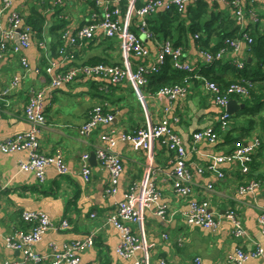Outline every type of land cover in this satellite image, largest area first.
<instances>
[{"label":"crops","instance_id":"crops-1","mask_svg":"<svg viewBox=\"0 0 264 264\" xmlns=\"http://www.w3.org/2000/svg\"><path fill=\"white\" fill-rule=\"evenodd\" d=\"M129 1L119 0L116 5L120 11L119 23L134 32L149 51L144 59L130 55L131 70H135L137 65L153 64L157 58L156 43L165 38L172 40L174 45L182 48L183 59L192 69L185 77L189 83L183 85L186 89L184 98L169 100L159 95L156 84L149 87H135L128 82L113 85L107 78L99 77L83 79L79 76L69 84L51 88L53 72L57 74L80 65L122 63L123 53L117 37L106 38L97 30L92 39L81 44L72 45L62 38L65 31L72 35L83 25L97 22L104 6L112 7L108 0H102L99 8L93 7L89 0H65L57 7L48 0H13L2 13L3 29L8 28V16L17 13L22 23L31 27L34 33L30 35V45L26 49H20L18 53L9 50L0 62V139L30 130L25 109L35 92H43L41 104L46 122L37 133L39 150L45 155L60 151L68 173L61 176L53 166H48L45 181L39 185L32 173L20 171V162L27 159L25 152L0 154V235L26 228L21 219L22 212L41 211L54 223L65 219L69 227L65 231H50L36 243L33 251L40 256H48L52 246L60 249L64 243L82 240L94 233V244L80 253L79 264H133L135 259H146V264H159L161 261L193 264L196 257L202 264H226L225 258L237 249L245 252L261 250L259 257L244 264H264V235L257 226V218L264 209V152H257L248 175L241 173L239 161L216 162L218 157L230 153L225 140L242 142L252 138V135H243L241 131L251 114L246 113L240 97L229 99V109L233 113L230 114L229 129L221 134L224 139L213 145L199 143L188 158V167L193 171V192L189 197L174 192L171 182L173 155L160 144H155L152 155H148L144 151L133 150L127 141H117L111 149L120 157L123 170L114 196L104 193L109 176L95 156L97 148L109 147L101 140L102 134L113 131L132 133L139 128L152 127L160 119L170 123L185 148H190L194 133L206 128L219 129L222 110L203 91L202 79L224 88L238 82L234 79L246 71L255 83L252 84L256 92L253 108L262 102L260 109L255 111L258 114L255 119L264 116V62L255 58L254 50L261 39L264 45V0H197L189 3L173 23L171 36L155 32L159 40L149 29L152 38L139 29L140 18L133 13ZM199 1L209 5L201 19L213 21L208 33L191 31V26L197 24L191 20L198 12L196 3ZM134 2L138 7L142 0ZM237 8L243 12L242 20L235 17ZM165 13L159 8L146 20L157 31L162 27ZM224 17L230 20L231 25L220 32L218 25ZM195 35L201 37L195 39ZM246 37L251 39L250 45H247ZM228 40L240 44L238 51L227 44ZM219 49L223 50L220 60L208 65L202 52ZM19 56L26 58L27 70L21 65ZM52 65L53 71L49 68ZM14 78L18 80L12 87ZM104 100L110 103L113 121L97 127L87 136H81L79 129L87 120L89 111ZM256 129L260 131L259 126ZM85 154L91 167L89 182L84 181L80 170L81 156ZM150 160V169L157 171L155 181L159 200L144 210L140 221L130 227L140 248L135 251L133 259H124L115 252L120 236L107 222V217L114 213L116 204L131 185H140L144 181ZM208 163L212 166L211 171L196 172V166L207 167ZM219 174L223 177L219 178ZM250 179L260 181V187L249 194L237 195L236 186L246 184ZM207 185L212 188L207 189ZM191 198L209 202L210 210L219 219L216 231L188 226L181 220L182 214L189 209ZM163 206L166 212L161 218L157 212ZM227 210L240 215L245 237L232 235L231 223L224 217ZM21 256L20 251L7 248L0 240V264ZM49 258L40 264H49Z\"/></svg>","mask_w":264,"mask_h":264},{"label":"built area","instance_id":"built-area-1","mask_svg":"<svg viewBox=\"0 0 264 264\" xmlns=\"http://www.w3.org/2000/svg\"><path fill=\"white\" fill-rule=\"evenodd\" d=\"M13 0H2L3 7L0 8V62L5 56V53L10 48L13 52L18 53L20 49H26L30 45L31 27L26 25L17 32L18 27L22 24V20L19 14L11 13L8 18V28H2V13L9 7ZM26 1V0H25ZM29 2L33 0H27ZM65 0H50L51 5L54 7L61 6ZM94 4L99 6L102 0H92ZM119 0H108L112 3L113 15L115 17L120 16V11L116 6ZM196 0H142L141 7L133 9V13L138 17L147 18L152 12L161 8L166 12L180 13L185 11L189 3ZM236 5V2H235ZM132 6L131 4L129 5ZM236 18L243 19V12L237 8L235 10ZM139 29L147 34L149 38H152L151 33L144 29V25H140ZM97 30H100L102 34L108 37H117L121 43V51L123 53L122 66H106L103 63L95 65H80L70 69L64 74L56 76L51 75L52 86H61L71 83L77 77L83 79H91L94 77L107 78L111 83L128 82L135 87H145L147 85L143 75H148L149 72H157L159 66H162L166 61V57L172 58V67L179 71L190 72V64L183 59L182 48H174L168 41L164 43L158 42L157 45V58L156 61L148 65H137L136 71H132L129 61V52L134 53V56L139 58H146L149 55L147 47L137 39L131 31L121 26L119 21L112 20V16L109 13L101 14L100 18L95 23H89L83 25L75 33L69 35L67 31L63 33L62 38L69 40L72 45L81 44L85 40H90L94 37ZM198 38V35H195ZM247 44H251V39L246 37ZM227 44L238 51L240 44L237 41L228 40ZM223 50L216 53L203 51L206 63L208 65L219 61ZM22 65L28 69L27 60L23 56H19ZM242 67V65H239ZM50 75V74H48ZM17 78H14L11 82V86L14 87L17 83ZM203 80V91L213 99L214 105L219 107L221 111L220 122L224 124L228 122L230 114L227 112V105L229 99L233 96L240 97L242 100L248 97L250 90V82L246 80H240L229 84L227 87H221L215 82H210L207 79ZM185 83H189L188 78H185L181 83L164 86L158 90L159 95L168 98L169 100H177L185 97L186 89L183 86ZM51 86V85H50ZM42 99L43 92H37L30 98L29 103L25 109V119L30 124V130L24 133H18L12 137L6 139H0V154H12L18 152H25L27 159L20 162V171L32 173L39 184H43L45 181V169L46 167L53 166L59 175H65L67 173V164L64 160L62 153L55 151L50 155L40 153L39 141L36 135L40 128H42L46 122L42 113ZM89 121L83 124L79 129L81 136H87L92 133L97 127L101 125H109L113 121L111 112L105 111L101 106H94L89 114ZM113 133V132H112ZM110 133V134H112ZM123 137L122 141L131 143L135 151L143 150L148 155H152V148L154 144L160 143L161 146L168 152L175 153L174 167L171 173L173 190L182 195L189 196L191 193V175L187 171V164L184 161L185 149L182 140L179 135L176 134L172 128L168 127L166 119H160L159 122L149 128H139L132 133L122 132L118 133ZM215 133L211 128L205 129L201 132L193 134L195 142H201V140L214 141ZM101 140L107 142L109 147L97 148L95 156L97 161L102 165L109 176L108 187L106 189L107 194H115L116 187L118 185L121 173L122 165L118 156L110 154L111 148L116 144V139L107 137V135L101 136ZM237 150L236 155L240 156L244 160H249V155L252 152V147L245 146L240 142L236 143ZM88 155L81 156V175L85 182H88L91 176V168L87 161ZM222 162V159H217ZM144 181L140 184L131 185L123 194L122 201L118 204L114 213L107 217V222L112 224L117 232L120 234L119 247L116 250V254L124 259H129L131 254L140 248L139 242L133 230L130 227L124 225L125 222L137 223L138 218L142 215V212L149 208V206L159 199L158 189L153 182L154 171L150 169V161L145 169ZM246 168L243 169L246 172ZM252 188L248 187L247 190ZM3 189V188H1ZM207 189H211L208 185ZM246 191V188H239V193L242 194ZM209 203V202H208ZM208 203L206 201H191L189 210L182 214L184 221L187 220L186 225L200 226L204 229L215 231L218 229L213 221L212 214L207 213ZM161 215L166 212V207L163 206L159 211ZM224 217L231 223L232 235L234 237H245L246 231L242 225L241 217L238 213L232 210L229 214H224ZM22 220L26 224V228L23 230H14L8 235H3V243L9 249L20 251L22 255V261L16 262L14 260H5L2 264H40L48 257L51 258V264H79V254L90 248L94 243V233H90L82 240L64 243L60 249L52 246L48 256H40L33 251V245L42 240L43 236L49 231H65L68 229L69 224L65 219L58 223L52 222L48 216L41 211H24L22 213ZM258 224L261 234L264 235V214L258 217ZM261 255V250L257 249L254 252H241L237 251L234 257H230V264H244L249 259L257 258ZM133 264H146V259H135ZM159 264H167L160 262ZM177 264V263H170ZM193 264H202L200 261H195Z\"/></svg>","mask_w":264,"mask_h":264},{"label":"trees","instance_id":"trees-1","mask_svg":"<svg viewBox=\"0 0 264 264\" xmlns=\"http://www.w3.org/2000/svg\"><path fill=\"white\" fill-rule=\"evenodd\" d=\"M196 4H197V7H198V12H197V14H195L193 16L191 22L193 24H194V22H197V24L191 26V31H192V33L199 32V31L208 33V30L212 26V22L213 21L212 20L201 21V19H202V16H204L207 13V8L209 7V5L206 2H204V1L203 2L202 1H199ZM180 14H182V13H180ZM179 16H180L179 13H176V12H166L164 14V16H163V24H162V27L159 30L156 31V29H154L153 26H151L149 24L148 20H147V27L153 33V35H154V37H155L156 40H159V38L157 37V35L155 34V32H160V33L163 32L165 37L171 36L172 30L174 29L173 23L178 20V17ZM212 18L214 20L215 17L212 16ZM37 24L38 23H36L35 25H37ZM230 25H231L230 20L227 17H224V18H222L220 20V23L218 25V30H220V32H221L224 29L230 27ZM218 30H216V31H218ZM200 37H201V35H199V38ZM163 40L164 41L168 40V41H171L173 43V41L170 40V39H168V38H165ZM173 45H174V43H173ZM174 46H176V45H174ZM254 50H255V56H256L255 58H257L259 60H262V62H264V45H263L262 39L259 41V43L257 45L254 46ZM45 71H46V69L44 70V72ZM187 75H188L187 73L179 72V71H176V70L172 69L169 60H167L165 62V64L162 66L161 70L157 74H153V75L149 76V79H148V82H147V85L146 86L149 87V85L152 86V85H155L156 84V87L158 89H160L161 87H164V86L179 84L180 82H182L185 79V77ZM237 80H238V82L240 80H246V81L250 82V84H251V86H250L251 88L249 90L248 97H246V98H244V100H242L243 101V104H245L246 113L251 114V118H249L247 120L246 124L241 128V131H242V134L243 135H246V136L252 135V138L249 139V141H242V142L241 141H235L233 139H227V140H225V142L230 147V149H229V152L230 153L229 154H231V156L234 155L235 157H234V159H232L230 161H222V162H219V161L216 160V162L217 163H224V162L227 163V162H232V161H239L241 163V165H242V167H241V173L243 175H248L249 172H250V169L252 167L251 165L253 164V160H254L255 156L257 155V152H264V116H258L257 120L255 119V116L258 115V114H255V111L258 110V109H260V107L262 106V102L260 101L257 104V106L255 108H253L254 107V104H255V98H256L255 88L253 87V85L255 84L254 83V80L249 77V75H248V73L246 71L243 72V74L238 79H234V81H237ZM208 81H211V80H208ZM111 84H113V83H111ZM113 85H115V84H113ZM231 117H232V115L229 117L227 124L226 123L221 124V122L219 121V124H220L219 125V129L220 130L218 128H216V127L215 128H212L213 132L215 133V137L216 138H215V142L209 143V145L210 144L213 145L214 143L217 144L221 139H224V138L221 137V134H222L223 131H226L227 129H229L228 124L231 121ZM258 126L260 127V131L259 132L256 129V127H258ZM201 131H203V130H201ZM201 131H198V132H201ZM255 133H256V135H254ZM237 142H240V143H242L245 146L252 147V152L249 155V160H244L240 156H237L236 155V150H237L236 143ZM199 143H202V142H195L194 143L192 140L190 141V148H188L186 150V155H185V158H184V161L186 162V164H187L188 158L191 156V154H193L195 152L196 147H197V145ZM165 151L168 152L166 149H165ZM168 153H171L173 155L172 165L174 167L175 153H173V152H168ZM119 160H120V157H119ZM120 164L122 165L121 160H120ZM80 168H81V166H80ZM187 168L190 170V175H191L192 182H193V171L188 167V164H187ZM244 168L247 169L246 172L243 171ZM205 169L210 170V171L212 170V166H210V163H208V166L207 167L196 166V172L197 173L199 172L198 174H202ZM67 170H68V168H67ZM153 171H154L153 182L156 185L155 179H156V172L157 171H155V170H153ZM218 177L219 178H222L223 176H222V174H219ZM39 185H41V184H39ZM118 185L116 187V193L111 195V194H107L106 193V189L108 187V183H107V185H106V187L104 189L105 195L106 196H114V195H116L117 194V191H118ZM207 186H206V188H207ZM251 186H252V188L250 190H247V188L248 187H251ZM258 186L260 187V181H258L256 179H250L246 184H242V185L236 186L235 193L237 195L249 194V193L253 192V190L256 189ZM240 187L246 188V191L244 193H242V194L239 193V188ZM211 188H212V186H211ZM192 192H193V185H191V193H190L189 196L192 195ZM176 194L179 195V196H182V195H180L178 193H176ZM190 200L191 201L195 200V201H198V202L201 201V200H196V199H192V198ZM121 201H122V199L116 204L115 209L117 208L118 204ZM189 205H190V203H189ZM261 214L262 213H260L259 216ZM92 216H94V215H92ZM181 220H184L183 216H182ZM188 226H192V225H188ZM257 226L259 228L258 218H257ZM194 227H200V228H202L201 226H194ZM206 230H209V229H206ZM259 230H260V228H259ZM119 236H120V234H119ZM237 251H241V252L245 253V251H243L242 249H237L234 254L228 255L225 258V263L226 264H230V257H234ZM21 258H22V256H21ZM165 263L170 264V262H165ZM193 263H194V259H193Z\"/></svg>","mask_w":264,"mask_h":264},{"label":"bare ground","instance_id":"bare-ground-1","mask_svg":"<svg viewBox=\"0 0 264 264\" xmlns=\"http://www.w3.org/2000/svg\"><path fill=\"white\" fill-rule=\"evenodd\" d=\"M49 2H50V0H48ZM197 1V0H196ZM89 2L93 5V7H97V8H99L100 6H97L96 4H94V2L92 1V0H89ZM132 5L131 6V8L132 9H139L140 7H141V5L140 6H136L135 5V2H134V0H130L129 1V5ZM156 11V10H155ZM184 12V11H183ZM183 12H180V13H183ZM106 13H109L111 16H112V20H117V21H119V18L118 17H115V15H113V8L112 7H105L104 6V10L102 11V14H106ZM153 13V12H152ZM179 13V14H180ZM235 17H236V15H235ZM140 18V25H144V29L145 30H148V27H147V20H146V18H142L141 16L139 17ZM139 25V26H140ZM26 26V24L24 25L23 23L18 27V29H17V32H19V31H21V29L23 28V27H25ZM143 32V31H142ZM34 33V31H33V29H31V34H33ZM137 39H139L138 37H137V35L134 33V32H131ZM104 36L106 37V38H112V37H108V36H106L105 34H104ZM194 38H195V36H194ZM198 38H199V35H198ZM198 38H195V39H198ZM166 41H168V40H166ZM165 41L163 40V41H161V43H164ZM169 43H170V45H172L174 48H177V47H180V46H174L173 45V43L171 42V41H168ZM248 45V44H247ZM9 50H11L10 48L7 50V52L9 51ZM219 50H217V51H215L214 53H216V52H218ZM61 52L63 53V51L61 50ZM182 53H183V50H182ZM6 54V53H5ZM202 54H203V52H202ZM70 55H72V53L70 54ZM130 55H133V57H134V53H132V52H129V56ZM25 58V57H24ZM26 59V58H25ZM20 60V59H19ZM167 60H169V62H170V65H171V67H172V64H171V61H172V58L171 57H169V56H167L166 57V61ZM165 61V62H166ZM165 62L163 63V65L165 64ZM20 63H21V61H20ZM21 65H22V63H21ZM89 65H95V64H89ZM106 66H122V65H120V64H118V65H111V64H105ZM162 65V66H163ZM23 66V68H25L26 66H24V65H22ZM141 66V65H140ZM162 66H159V69H158V71L157 72H149V74L148 75H143V77H144V79L146 80V82H148V79H149V76H151V75H153V74H157L160 70H161V68H162ZM78 67V66H77ZM150 66H146V68H149ZM50 68V70H52L53 71V69H54V66L52 65V66H50L49 67ZM138 68V67H137ZM136 68V69H137ZM173 68V67H172ZM136 69L135 70H132L133 72L134 71H136ZM174 69V68H173ZM190 69H191V67H190ZM174 70H176V69H174ZM69 70H66V71H63V72H59V73H57V74H54V72L52 73V75L53 76H56V75H59V74H64V73H66V72H68ZM176 71H179V70H176ZM48 72V71H47ZM179 72H184V71H179ZM184 73H190V72H184ZM99 78H104V77H99ZM210 82H212V81H210ZM111 83V82H110ZM121 83H123V80L121 81V82H118V83H116L115 85H118V84H121ZM114 84V83H113ZM50 85H51V88H57V87H61V86H63V85H61V86H52V82H50ZM66 85V84H65ZM169 86H171V85H169ZM35 93H37V92H35ZM34 93V94H35ZM211 101H212V103H214L213 102V99H211ZM99 106H101L105 111H109V112H111L112 110H111V106H110V103L109 102H107V101H103V103L101 102V103H99ZM90 112V111H89ZM228 114H230L229 112H228ZM111 115H112V117L114 118V115L112 114V112H111ZM220 116H221V113H220ZM219 120H220V117H219ZM89 121V117L87 118V120L85 121V123H87ZM85 123H83V124H85ZM82 124V125H83ZM45 125V124H44ZM44 127V126H43ZM42 127V128H43ZM168 127L169 128H172L171 127V125H170V123L168 124ZM206 129H209V128H206ZM212 129V128H211ZM213 131V130H212ZM104 135H107V137H110V138H113V139H116V143H117V141H122V139H123V137L121 136V134H118V132H116V131H113V133L112 134H110V133H108V134H102V136H104ZM36 138H37V135H36ZM179 138L181 139V137L179 136ZM38 139V138H37ZM192 141L195 143V140L193 139V136H192ZM201 142L203 143H207V144H209V143H213V142H215V139H214V141H208V140H201ZM157 144H160V143H157ZM161 145V144H160ZM39 147H40V145H39ZM131 148L133 149V146L131 145ZM184 149H185V153H186V150L188 149V148H185V146H184ZM134 150V149H133ZM139 151H143V150H139ZM60 152V151H59ZM145 152V151H144ZM41 153V152H40ZM61 153V152H60ZM110 154H112V155H115V156H118L115 152H113L112 150H111V152H110ZM27 156V155H26ZM234 155L233 156H231V154H229L228 156H222V157H219V159H222V161H230V160H232V159H234ZM88 159L89 158H87V161H88ZM82 162V161H81ZM50 166V165H49ZM19 167H20V165H19ZM187 168V167H186ZM187 171H188V173L190 174V170L187 168ZM67 173H68V170H67ZM66 173V174H67ZM199 173V172H198ZM90 180V179H89ZM89 182V181H88ZM171 182H172V180H171ZM118 184H119V182H118ZM173 184V183H172ZM191 184L193 185V182H191ZM155 187L157 188V186L155 185ZM158 189V188H157ZM182 197H189V196H182ZM159 200V199H158ZM201 201H206V200H201ZM190 202H191V200H190ZM207 202V201H206ZM208 203V202H207ZM152 205V204H151ZM150 205V206H151ZM149 206V207H150ZM189 210V209H188ZM232 212V210H227L224 214L226 215V214H229V213H231ZM23 213V212H22ZM44 213V212H43ZM207 213H209V214H212V218H213V221L215 222V224H216V226H218L219 225V219H218V217L217 216H215V214L210 210V206H209V203H208V210H207ZM261 213L262 214H264V209L261 211ZM46 214V213H45ZM157 214L161 217V218H164L165 216H163V215H161L159 212H157ZM47 215V214H46ZM48 216V215H47ZM142 216V215H141ZM141 216L138 218V220H137V223L140 221V219H141ZM49 218V217H48ZM21 219H22V214H21ZM50 219V218H49ZM23 221V220H22ZM23 223H24V221H23ZM137 223H132V222H125L124 223V225L125 226H127V227H131L132 225H134V224H137ZM185 223H187V220H185ZM25 224V223H24ZM26 225V224H25ZM112 225V224H111ZM201 226V225H200ZM114 227V226H113ZM50 232V231H49ZM48 233V232H47ZM46 233V234H47ZM45 234V235H46ZM44 235V236H45ZM43 236V237H44ZM94 238H95V236H94ZM0 240L3 242V236H1L0 235ZM40 242V241H39ZM94 244V243H93ZM35 245V244H34ZM33 245V246H34ZM52 246V245H51ZM93 246V245H92ZM91 246V247H92ZM62 247V246H61ZM118 247H119V245L117 246V248L115 249V252H116V250L118 249ZM50 253V252H49ZM134 254H135V252H133L132 254H131V256L129 257V260H131V259H133L134 258ZM80 255L81 254H79V257H80ZM49 260V264H51V258H49L48 259ZM201 259L199 258V257H196L195 258V261H200ZM14 261H16V262H21L22 261V258L21 259H16V260H14ZM161 262H166V261H161ZM28 264H33V263H28Z\"/></svg>","mask_w":264,"mask_h":264},{"label":"water","instance_id":"water-1","mask_svg":"<svg viewBox=\"0 0 264 264\" xmlns=\"http://www.w3.org/2000/svg\"><path fill=\"white\" fill-rule=\"evenodd\" d=\"M230 104H231V101H229V103H228V106H227V112H229V113L231 114V113H233V112H230V109H229ZM93 156H94V154H92V157H93Z\"/></svg>","mask_w":264,"mask_h":264},{"label":"rangeland","instance_id":"rangeland-1","mask_svg":"<svg viewBox=\"0 0 264 264\" xmlns=\"http://www.w3.org/2000/svg\"><path fill=\"white\" fill-rule=\"evenodd\" d=\"M232 83H234V82H232ZM231 84V83H230ZM214 104V103H213ZM155 145V144H154ZM154 145H153V148H154ZM130 146H131V143H130ZM153 148H152V150H153ZM150 163H151V160H150ZM145 177V176H144ZM53 222V221H52ZM121 257V256H120Z\"/></svg>","mask_w":264,"mask_h":264},{"label":"clouds","instance_id":"clouds-1","mask_svg":"<svg viewBox=\"0 0 264 264\" xmlns=\"http://www.w3.org/2000/svg\"><path fill=\"white\" fill-rule=\"evenodd\" d=\"M210 52H212V51H210Z\"/></svg>","mask_w":264,"mask_h":264}]
</instances>
